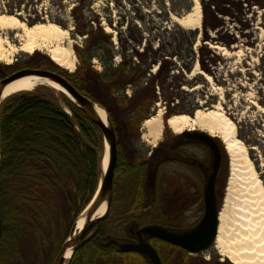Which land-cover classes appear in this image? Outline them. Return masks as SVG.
Returning a JSON list of instances; mask_svg holds the SVG:
<instances>
[{"label": "trees", "instance_id": "trees-1", "mask_svg": "<svg viewBox=\"0 0 264 264\" xmlns=\"http://www.w3.org/2000/svg\"><path fill=\"white\" fill-rule=\"evenodd\" d=\"M26 1L8 0L7 14L17 15ZM91 6L92 0H77L72 9L75 29L71 33L85 38L83 46L75 49L79 60L75 72L69 73L47 55L36 53L24 64H0V80L24 68L46 69L63 76L106 110L118 138L112 209L109 217L85 236L70 264H126L134 256L118 253L113 246L127 237L128 229L164 226L155 203L147 200L148 171L179 163L181 147L168 146L161 153L157 150L155 154L160 155L155 162L142 153L130 157L120 142V130L124 128L129 141L138 139L142 123L154 116L158 104L167 106L165 121L173 115H193L199 103L180 105L182 95L205 86L207 79L202 74L189 78L197 62L195 30L177 24L172 40H166L159 28L153 40L145 37L144 31L136 35L128 30L123 35L120 30L117 40H112L98 16L86 15ZM191 8L190 4L185 10ZM38 19H31L29 26L38 24ZM109 25L113 26L111 21ZM94 60L101 71L95 69ZM0 126V264H39L43 249L51 244L55 258L75 221L96 195L105 157L104 137L65 94L46 86L6 98L0 108ZM126 182L133 186L131 198L118 202L116 187ZM47 214L62 224L56 238L44 221ZM176 223L167 222L165 228L175 230ZM159 245H165L164 251ZM153 246L159 248L163 264H176L178 255L180 264H196L198 260L168 243L154 242ZM139 264H144L143 258L139 257Z\"/></svg>", "mask_w": 264, "mask_h": 264}, {"label": "rangeland", "instance_id": "rangeland-1", "mask_svg": "<svg viewBox=\"0 0 264 264\" xmlns=\"http://www.w3.org/2000/svg\"><path fill=\"white\" fill-rule=\"evenodd\" d=\"M197 2L200 3L202 13L200 26L183 27L176 18L192 13ZM7 4L8 0H0V15L7 14L9 11ZM76 4L77 0H28L15 16L23 19L26 24L38 16L40 18L38 20H41L38 23L54 22L68 30L69 40L72 41L77 58L75 49L83 46L85 38L73 36L71 33L75 29L72 9ZM190 4L192 8L186 11ZM176 12H179V15ZM86 15L98 16L105 31L113 35L112 40H117L120 30L123 35L128 34V30H132L136 35L144 31L145 37L151 40L158 33L157 28L165 38L167 37L166 40L176 37L174 33L177 24L182 28L195 30L197 62L189 78L202 74L208 80L205 86L199 85L193 93L190 90L189 95L183 94L180 105L189 107L191 102H198V110H211L221 105L236 123L237 136L246 144L255 167L264 181V0H92V6L90 11H86ZM110 21L112 27L109 25ZM2 35L15 46L21 47L23 42L15 39L12 32H3ZM36 53L47 55L51 59L45 50H38L33 54L18 51L13 56L11 64L1 61L0 64L13 65L17 62L24 64L31 61ZM93 64L96 70H102L97 60H94ZM78 66L77 58L76 70ZM128 93L131 94V91ZM161 109L165 116L167 106L164 104H158L154 115ZM65 110L68 111L67 108ZM195 113L190 116L194 117ZM195 128L194 131H200L198 127ZM140 132L138 139L129 141V138L125 136L124 128L120 130V142L130 157L138 153L149 156L151 151L162 143L175 148L181 147V154L187 156L185 162L166 165L158 177L159 195L174 196L186 191L189 197L193 188L200 189L202 193L205 192L208 180L207 168L212 169L213 164L211 151L203 145L180 141L181 134H175L167 124L164 125L162 136L155 146L143 140V123ZM215 140H218L223 154L222 170L216 187L218 210L221 213L226 208L229 215L233 217L234 199L229 197L228 190L231 157L223 141L219 137H215ZM104 151H106L105 141ZM194 163H197L198 168H195ZM200 163H203L202 167L198 165ZM198 172H200V178ZM116 190L118 202H124L131 198L133 186L129 182L120 183ZM193 202H197L193 211H188L184 221H176L174 226L184 229L201 218L200 200L194 199ZM44 221L49 226L51 236L58 237L62 224L58 223L57 217L55 219L53 214H47ZM49 243L47 244L50 245ZM53 246L51 244L43 249L39 264H50L55 259ZM193 257L198 258L195 261L196 264H233L218 252L215 244ZM174 261L176 264L182 262L179 255Z\"/></svg>", "mask_w": 264, "mask_h": 264}, {"label": "bare ground", "instance_id": "bare-ground-1", "mask_svg": "<svg viewBox=\"0 0 264 264\" xmlns=\"http://www.w3.org/2000/svg\"><path fill=\"white\" fill-rule=\"evenodd\" d=\"M201 7L197 6L192 13L176 18L183 27H198L201 24ZM12 32L14 38L23 42L21 47L15 46L3 32ZM216 49L218 47H215ZM45 50L52 61L61 68L73 73L77 67V58L69 40V31L54 22L38 23L29 26L19 17L9 14L0 15V61L12 63L18 52L33 54ZM208 80V78H207ZM39 86H47L57 92L67 94L59 85L32 76L22 78L9 84L3 98L23 91H33ZM102 120L107 122L106 113L98 109ZM177 135L196 130L219 137L231 157V177L229 181V197H233V217L224 208L219 214L220 226L215 248L233 264H264V181L260 177L255 164L244 142L237 136L236 123L223 110L221 105L209 110H197L195 116L187 114L173 115L165 121L163 109L143 123L142 138L155 146L162 136L164 125ZM108 152V150H107ZM108 165V154L103 162L104 169ZM237 188H240L237 190ZM238 192V193H237ZM237 196V197H236ZM106 211L104 204L94 218L102 216ZM85 218L77 223V232L82 230ZM68 251L66 259L71 258Z\"/></svg>", "mask_w": 264, "mask_h": 264}, {"label": "water", "instance_id": "water-1", "mask_svg": "<svg viewBox=\"0 0 264 264\" xmlns=\"http://www.w3.org/2000/svg\"><path fill=\"white\" fill-rule=\"evenodd\" d=\"M40 77L59 85L67 94H65L81 111L102 131L105 141V157L108 154L107 168L102 169V177L100 179L99 188L96 195L85 208L81 215L74 223L71 233L64 241L60 250L58 251L53 264H70L73 255L82 243L85 236L90 230L101 221L107 219L111 213L113 198H114V180L115 168L118 158V141L117 134L105 109L93 102L90 98L80 93L74 86H72L63 76L49 70L24 68L14 72L10 76L4 77L0 80V108L6 98H3L6 87L14 81L26 77ZM8 98V97H7ZM98 109L103 110L107 115V122L105 123L100 115ZM189 138L200 141L206 144L213 153L212 173L207 180L204 203L205 214L200 223L193 229L187 232H175L161 226L149 225L137 232L140 242L137 244H123L120 245L118 251L132 252L147 256L153 264H162L161 258L156 249L145 243L143 236L160 239L170 245L181 248L191 255L200 254L209 249L218 237L220 217L216 196V182L219 170L222 165V152L213 136L206 132L187 131L184 132ZM1 150L2 137L0 126V172H1ZM108 150V152H107ZM104 157V159H105ZM104 162V160H103ZM156 173L149 171L147 181L150 189L154 188ZM106 204V211L102 216L94 218L97 211ZM84 216L85 223L79 232H77V223L80 218ZM68 251H71V258L66 259Z\"/></svg>", "mask_w": 264, "mask_h": 264}, {"label": "flooded vegetation", "instance_id": "flooded-vegetation-1", "mask_svg": "<svg viewBox=\"0 0 264 264\" xmlns=\"http://www.w3.org/2000/svg\"><path fill=\"white\" fill-rule=\"evenodd\" d=\"M182 137V136H181ZM186 138L187 141L184 139ZM180 141H183V142H186V143H195L196 145H203L205 146L209 151H211V149L204 143L200 142V141H197V140H194V139H191L189 138L187 135H183V138H180L179 139ZM190 140V141H189ZM166 144H161L159 145L155 150H152L151 153L149 154V156H145L146 158L150 159L152 162H155L159 156L157 155H160L161 153V150H164L166 147L168 146H171V145H166ZM159 151L160 150V153L158 154H155L156 151ZM212 153V151H211ZM187 156L181 154L180 155V160L179 161L180 163L182 162H185L184 160H186ZM154 164V163H153ZM195 164V168H198L196 165L197 163H194ZM222 164H223V154H222ZM200 165V167L203 166V163H200L198 164ZM153 166V165H152ZM160 166V165H158ZM166 167L165 166H161V167H157L156 169H151L149 171H153L156 173V179H155V184H154V188L153 189H150L148 187V181H147V178H146V185L149 189V194H148V199L149 201H151L152 203H155V211L156 213L158 214V219L162 220L164 222V226L163 225H157V224H151V225H157V226H161L163 228H165V224H167V222H170V221H173V222H176V221H184V216L186 215V213L188 211H193V208L194 206L196 205L197 202H193L194 199H198L200 200V209H199V213L202 214L201 218L197 220L196 223H194L193 225H191L190 227H187V228H184V229H180V228H173L175 230H171V231H175V232H187L191 229H193L195 226H197L200 221L203 219L204 217V214H205V203H204V191L203 193L201 192L200 189H197V188H193L191 191H190V194H189V197L187 196V192H180L174 196H169L167 194H161L159 195L158 194V177L159 175L161 174V172L164 170V168ZM221 170H222V165H221V168H220V171H219V174H218V177H217V182L220 178V174H221ZM148 171V173H149ZM212 171H211V168H207V176H208V179H209V176L211 175ZM198 177L200 178L201 175H200V172H198ZM147 177H148V174H147ZM158 197V199H157ZM153 205V204H152ZM177 212H176V210ZM175 211V212H174ZM175 213H177V215H175ZM173 217V218H172ZM145 227V226H143ZM142 229V227H130L127 231V237L123 240H121L119 243L117 244H114L113 248L118 252V253H121V254H132L134 256V260L131 261V262H127L128 264H139V257L140 258H143V263L144 264H153V262L145 255H141V254H138V253H132V252H120L118 251V248L120 245H123V244H137L140 242V238L137 236V232ZM168 229V228H166ZM143 239L145 241V243L153 246V243L155 242H159L161 244H165L166 242L160 240V239H156V238H151L149 236H143ZM163 242V243H162ZM104 244L105 245H108L109 243L104 241ZM158 245V244H157ZM161 247V250L164 251V246L165 245H159ZM163 246V247H162ZM154 247V246H153ZM156 251L158 252L160 258H161V261H162V264H163V259H162V256H161V252L159 251V248H156ZM126 263V264H127Z\"/></svg>", "mask_w": 264, "mask_h": 264}]
</instances>
